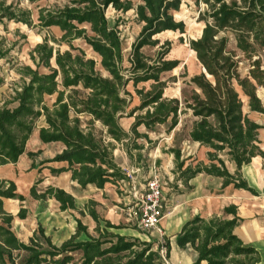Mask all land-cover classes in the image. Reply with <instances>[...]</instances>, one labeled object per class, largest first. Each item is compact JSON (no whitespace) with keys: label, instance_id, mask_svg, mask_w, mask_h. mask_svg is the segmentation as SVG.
Returning <instances> with one entry per match:
<instances>
[{"label":"trees","instance_id":"1","mask_svg":"<svg viewBox=\"0 0 264 264\" xmlns=\"http://www.w3.org/2000/svg\"><path fill=\"white\" fill-rule=\"evenodd\" d=\"M183 2L140 0L134 6L131 0H69L64 6L40 8L39 25L59 27L63 31L59 41L69 43L70 49H56L44 39L30 53L35 67H21L20 87L0 106V166L18 161L42 119L40 140L64 146L43 163H66L49 168L53 174L71 172L72 180L83 188L90 184L102 188L106 183L129 179L115 160L117 144L126 146L132 158L129 143L133 149L141 150L143 145L137 139L150 140L138 131L139 126L151 129L170 122L171 131L177 127L179 115L190 111L194 121L189 137L208 147L209 161L191 156L185 159L180 149H171L182 184L188 186L191 178L206 173L223 178V186L233 183L238 188H248L239 170L255 156L264 155L259 139L264 125L250 115L264 114L257 92L264 88V0H195L206 6L198 17L204 26L198 37L189 40V47L202 71L185 81L192 90L181 99L165 96L168 82L162 74L181 64V60L167 57L171 43L161 45L154 57L145 55L142 49L159 45L156 36L165 31L186 32L185 22L174 15ZM109 8L134 10L142 24L127 58L120 31L109 23ZM32 15L30 9L0 0V22L32 26ZM230 35L237 50L228 47ZM75 39L84 40L98 59L75 47ZM6 55L7 51L0 47V58ZM243 61H247L246 74L241 72ZM148 82L149 88L137 87ZM129 84H133L139 97V104L134 107ZM49 98H53L51 103ZM123 117L135 118L130 131L121 125ZM95 123L100 124V131ZM222 156L236 165L235 173L229 171ZM39 182L31 188L33 198H54L61 210L76 208L74 197L63 189L50 186L38 193ZM8 198L26 200L16 192L13 181L0 180V264H70L75 261V252L81 253L78 264H163L153 241L111 232L109 228L118 227L109 221L101 228L94 201L87 208L97 222L96 235L90 234L87 225L78 219L75 234L60 245L54 244L42 227L24 241L12 229L14 215L4 209V199ZM230 214L232 218L226 217ZM17 216L26 218L28 210L21 208ZM239 223L235 205L226 207L223 215H196L185 222L176 242L179 247L191 246L198 253L193 264H260L258 250L234 232ZM82 234L85 239H79ZM166 249L169 257V241Z\"/></svg>","mask_w":264,"mask_h":264},{"label":"rangeland","instance_id":"2","mask_svg":"<svg viewBox=\"0 0 264 264\" xmlns=\"http://www.w3.org/2000/svg\"><path fill=\"white\" fill-rule=\"evenodd\" d=\"M7 3L14 2L24 9H30L33 13V25L27 26L22 23L7 21L0 22V47L7 51V55L4 58H0V106L7 100H10L14 95L16 88H19L22 80L20 75L21 67L25 65H31L35 67L33 60L31 59L30 53L33 48L44 39H47L50 45H53L56 49L62 51L70 49L69 43L63 41L60 42V38L63 35V31L56 26L42 28L38 21V11L40 8H54L64 6L69 0H6ZM136 6L140 0H131ZM206 9L205 4H196L195 0H184L180 9L174 12L177 20H183L186 24V32L181 34L179 32L165 31L156 36L160 43L157 46H145L142 51L145 55L154 57L159 51H161V45L166 41L171 43V49L167 57L171 59L181 60V64L178 68L165 72L162 74L164 80H167L168 87L165 91L167 97H179L183 98L185 95H190L192 86L185 83L195 75L202 71V66L195 57L193 51L189 47V40L198 37L203 29L204 23L198 21L200 11ZM107 16L111 26H115L120 31V35L123 40V47L125 58H127L131 52V46L136 40L142 24L137 21V17L134 10L123 12L114 8H109ZM75 47L84 49L88 57H94L98 59V56L90 49V47L82 39H75L72 41ZM229 49L237 50L235 46V40L230 35V41L228 45ZM77 53V50L73 51ZM239 53V56L243 55ZM45 70V69H42ZM242 74L247 73V61L241 63ZM150 82L138 84V88H149ZM128 89L133 94V101L131 107L139 104V97L136 95L135 87L133 84H129ZM258 95L262 99L264 104V88L258 89ZM54 98V97H53ZM53 98H49L48 102L51 103ZM245 110L248 111L246 99ZM140 113V112H137ZM136 113V114H137ZM251 117L264 125V114L257 112L250 113ZM134 117H123L120 120L121 125L130 131L131 124L134 122ZM194 117L191 112L182 113L179 115V123L176 128L169 131L170 122L162 125H156L153 128H146L144 125L138 127L140 133L148 135L147 138H139L137 142L143 145V149L135 150L129 143L131 148L132 158L127 152L126 146L117 144V148L114 151L115 160L124 167V171L127 173L129 179H136L140 184H144L145 180L157 174L163 187L162 195V221H161V232H155L154 235L148 239L140 229L134 228L131 225L128 227L134 230L136 233H140L142 241H153L154 249L161 250V247L168 243L166 223L173 217L168 215L170 208L174 204V198L176 194L181 190L185 189L182 181L179 178V171L176 167L175 157L171 149H180L182 158H188L189 156L195 157L197 160L207 158L208 147L197 146L189 137V131L191 130ZM38 126L44 124V120L40 119L37 122ZM97 131L101 130L99 123H95ZM130 142V141H129ZM37 142L29 144V147L35 148ZM47 152H54L57 150V145L45 146ZM191 161L188 160V163ZM196 165V162H193ZM134 171V172H133ZM128 186V183H126ZM39 188V186L37 187ZM40 189V188H39ZM122 193L125 192L122 190ZM9 211L11 206L7 203L5 205ZM97 209L96 204L94 205ZM70 219H73L74 214L71 212L66 213ZM85 223L90 231L96 235L95 223L85 215H79L76 213ZM127 223V222H126ZM128 224V223H127ZM100 225L105 226V220L101 218ZM22 225H17L16 230L21 233ZM57 232L55 233L56 236ZM56 238V237H55ZM79 239H85L84 234ZM167 251V249L165 250ZM23 255V254H21ZM75 257L74 263L78 264V260L81 257L80 252L73 253ZM169 261L174 263L173 261Z\"/></svg>","mask_w":264,"mask_h":264},{"label":"crops","instance_id":"3","mask_svg":"<svg viewBox=\"0 0 264 264\" xmlns=\"http://www.w3.org/2000/svg\"><path fill=\"white\" fill-rule=\"evenodd\" d=\"M39 127L33 132L32 137L27 142L25 152L19 157L18 161L0 166V180L13 181L16 184V192L26 198L24 201L17 198L4 199V209L14 215L12 229L16 235L20 239L28 241L34 232L42 227L45 235L50 237L54 244L60 245L75 234L77 220L81 219L76 213L80 216L89 217L96 224V229L97 222L90 216L87 208L89 202L94 201L97 206L96 211L99 220L101 221L102 218L105 223L109 221L118 227L109 228V231L142 238L140 233L131 230L128 227L129 224L126 223L123 208L131 201L132 195L126 191H124L125 194L122 193L120 182H109L102 188L94 184L83 188L72 180L71 172L53 174L49 167H62L66 163L51 162L44 164L43 162L60 153L64 146L59 142H42L39 138ZM259 139L261 141L260 147L264 152V128L260 130ZM35 142H37L35 148L29 147V144ZM195 143L197 146L204 147L198 142ZM49 145H57V150L47 152L45 146ZM38 151L40 152L35 154ZM29 153H34V155L30 156ZM222 157L226 160L229 171L235 173L237 170L236 165L225 156ZM200 160L205 163L209 161L206 157ZM118 164L121 166L120 163ZM122 168L124 169V167ZM239 172L247 182L248 188H238L233 183L223 186V178L200 173L191 178L188 181V186H184L185 189H181L176 194L175 202L168 213L173 217L166 223L165 227L170 243L169 258L171 261L181 264H193L197 258L198 253L191 246L181 248L176 242V235L186 221L196 215L205 218L213 215H223L226 207L235 205L240 223L235 227L234 232L244 243L252 245L258 250L261 256L260 264H264V155L255 156L250 163L243 165ZM39 180L37 187L39 186L40 189L37 188L38 193L44 192L50 186L63 189L74 197L76 208L61 210L60 203L54 198H33L30 191ZM125 181L128 183V188L132 184H140L136 179ZM7 203L11 206L9 211L5 207ZM21 208L28 210V216L24 219L17 216ZM81 211H84V214H81ZM68 212L74 214L73 219L67 216L66 213ZM226 217L232 218L233 215L230 214ZM18 224L22 225L21 233H18L15 229ZM100 227L104 228L101 225ZM88 232L94 235L89 229ZM154 234L155 232L152 234L145 233L148 239ZM201 264H207V262L202 261Z\"/></svg>","mask_w":264,"mask_h":264},{"label":"built area","instance_id":"4","mask_svg":"<svg viewBox=\"0 0 264 264\" xmlns=\"http://www.w3.org/2000/svg\"><path fill=\"white\" fill-rule=\"evenodd\" d=\"M120 185L123 191L132 195L131 201L123 208L127 223L145 233L161 232L163 187L160 177L154 174L144 184H132L130 188L125 180L120 181ZM165 250L162 246L163 264H181L170 262Z\"/></svg>","mask_w":264,"mask_h":264}]
</instances>
